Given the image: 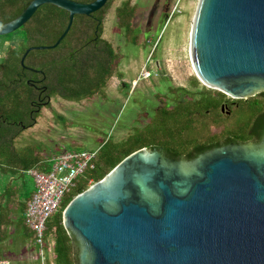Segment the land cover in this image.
Returning a JSON list of instances; mask_svg holds the SVG:
<instances>
[{
	"label": "water",
	"instance_id": "1",
	"mask_svg": "<svg viewBox=\"0 0 264 264\" xmlns=\"http://www.w3.org/2000/svg\"><path fill=\"white\" fill-rule=\"evenodd\" d=\"M107 1L32 0L0 36L44 5L68 13L55 44L27 49L23 67L29 52L56 48L75 16ZM189 59L204 87L233 100L264 91V0H198ZM62 225L78 242L79 264H264V136L190 161L137 150L73 198Z\"/></svg>",
	"mask_w": 264,
	"mask_h": 264
},
{
	"label": "trees",
	"instance_id": "2",
	"mask_svg": "<svg viewBox=\"0 0 264 264\" xmlns=\"http://www.w3.org/2000/svg\"><path fill=\"white\" fill-rule=\"evenodd\" d=\"M32 0H1L0 25L12 21ZM89 4L94 0H70ZM114 0L89 16H75L67 35L54 48L31 51L39 47V38L54 36L49 47L62 35L68 23V13L52 5L37 9L33 16L17 31L23 35L16 48L8 47L0 59V212L4 201L15 195L14 181L27 180V171L49 168L32 150L19 151L15 140L36 124L40 110L49 106V99L58 97L67 102L80 103L95 94H103L121 59L108 41L102 38L103 24ZM136 5L126 0L116 8V26L123 31L126 42L138 45L139 34H134L133 20ZM117 77L122 78V75ZM193 79V86H198ZM198 98H188L172 109L157 110L156 128L148 136L136 133L123 143L111 142L95 153L94 169L78 179L68 195L46 224L47 233L54 236V264H79V246L73 235L62 225V212L77 195L88 189L89 182L104 178L124 158L137 150L162 149V154L174 160H193L199 154L228 144H258L264 136V91L247 100H233L212 90L202 89ZM226 105L230 114L221 113ZM236 112L248 116L238 130L229 127ZM30 194L25 196V200ZM5 208V207H4ZM1 224V223H0ZM1 259V251H0Z\"/></svg>",
	"mask_w": 264,
	"mask_h": 264
},
{
	"label": "rangeland",
	"instance_id": "3",
	"mask_svg": "<svg viewBox=\"0 0 264 264\" xmlns=\"http://www.w3.org/2000/svg\"><path fill=\"white\" fill-rule=\"evenodd\" d=\"M124 1H113L103 24L102 38L122 56L103 94L80 103L51 98L49 106L41 108L35 126L15 140L17 150L30 149L43 161L65 152H97L111 142L123 143L136 133L148 136L153 132L159 118L156 108L173 104L168 88L186 89L193 97L203 88L210 90L198 80V86L191 87L196 77L189 59V36L198 0H131L136 5L133 26L134 34L140 33L138 45L126 42L116 26L114 10ZM22 37L17 31L0 36V59L8 47L19 46ZM53 38H39V47L50 45ZM186 96L180 95L181 99ZM247 120V115L236 112L229 127L238 130ZM20 184L14 181L13 185L18 189ZM26 184L24 196L33 185L31 180ZM93 184L89 182V186ZM25 233L21 226L10 235L8 251L15 257L32 248Z\"/></svg>",
	"mask_w": 264,
	"mask_h": 264
},
{
	"label": "built area",
	"instance_id": "4",
	"mask_svg": "<svg viewBox=\"0 0 264 264\" xmlns=\"http://www.w3.org/2000/svg\"><path fill=\"white\" fill-rule=\"evenodd\" d=\"M95 153L65 152L54 157L46 171H27L34 192L26 203L23 219L32 232L38 264H54V236L46 232V224L58 211L74 183L94 169ZM49 254H52V260Z\"/></svg>",
	"mask_w": 264,
	"mask_h": 264
},
{
	"label": "crops",
	"instance_id": "5",
	"mask_svg": "<svg viewBox=\"0 0 264 264\" xmlns=\"http://www.w3.org/2000/svg\"><path fill=\"white\" fill-rule=\"evenodd\" d=\"M118 7L119 5L115 7V10ZM53 159L54 158L48 161L45 160L43 161L44 162L43 164L49 166ZM47 169L45 168L44 171H46ZM16 182L19 183L21 181H16ZM11 184L13 185L14 182H12ZM13 187L16 190L15 195L14 196L10 195V197L6 198V200L4 201L3 209L0 212V223H1L0 224V251H1L0 264H11V262L15 263L16 261L18 262L19 260L22 259L23 261H25V264H38L37 252H36V247L33 244L32 232L27 228L23 219L26 203L31 198L34 192V185H32L31 190L28 192V194H30V197L27 200H25V196H24V193L27 192L26 191L27 184L24 186L23 182H21V184L18 185V189L16 188L15 185H13ZM3 188H4V184L0 186V189ZM11 204H14V206H11ZM21 226L25 228L26 230L25 235L26 237H28L29 241L31 242L32 248L28 251L25 250L24 254L15 257V255H12V253H9L8 251L10 248V242H9L10 235L13 234ZM13 257L14 259H12ZM48 257L50 260H52V254H49Z\"/></svg>",
	"mask_w": 264,
	"mask_h": 264
},
{
	"label": "flooded vegetation",
	"instance_id": "6",
	"mask_svg": "<svg viewBox=\"0 0 264 264\" xmlns=\"http://www.w3.org/2000/svg\"><path fill=\"white\" fill-rule=\"evenodd\" d=\"M191 87L192 88H196L195 86H193V80H191ZM168 91L170 92V94L173 96V104H172V106H169V105H164V106H162V107H157L156 108V110H158V109H160V108H163V107H166V108H168V109H172L177 103H180V102H182V103H184L188 98H198V96H199V92H201L202 91V89H201V91H197L196 93H197V95L195 96V97H193L192 95H190L189 94V91H187L186 89H182V88H168ZM181 94H184V95H187L188 94V97L186 96V97H184L183 99H181V97H180V95ZM231 99V98H230ZM50 100V99H49ZM223 107H224V114L226 115V113L227 112H229V114H230V111H229V108L226 106V105H223ZM229 114H228V116H229ZM227 116V117H228ZM227 146V145H226ZM224 147V146H223ZM221 148V147H220ZM142 149H146V148H142ZM213 149H215V148H213ZM147 150V149H146ZM152 150H156V151H158V152H160L161 154H162V149L161 148H157V149H152ZM152 150H150V151H152ZM212 150V149H211ZM149 151V150H148ZM210 151V150H209ZM165 156V155H164ZM170 159V158H169Z\"/></svg>",
	"mask_w": 264,
	"mask_h": 264
},
{
	"label": "bare ground",
	"instance_id": "7",
	"mask_svg": "<svg viewBox=\"0 0 264 264\" xmlns=\"http://www.w3.org/2000/svg\"><path fill=\"white\" fill-rule=\"evenodd\" d=\"M191 24H192V22H191ZM190 63H191V60H190ZM191 66H192V63H191ZM192 69H193V66H192ZM193 72H194V70H193ZM194 75H195V73H194Z\"/></svg>",
	"mask_w": 264,
	"mask_h": 264
}]
</instances>
